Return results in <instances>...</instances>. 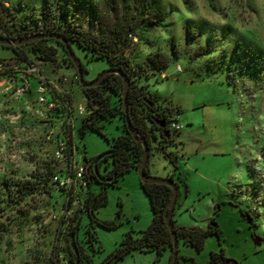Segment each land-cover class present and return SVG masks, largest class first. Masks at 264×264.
<instances>
[{
	"label": "rangeland",
	"instance_id": "obj_1",
	"mask_svg": "<svg viewBox=\"0 0 264 264\" xmlns=\"http://www.w3.org/2000/svg\"><path fill=\"white\" fill-rule=\"evenodd\" d=\"M0 1L10 3L14 13L5 12L4 26L12 29L16 21L20 30L33 26L30 21L48 2L55 7L67 0ZM159 1L169 11L167 20L154 29L142 28L130 40L125 56L135 85L163 107L175 108L181 126L177 138L181 145L175 150L185 183L179 184L175 224L206 228L215 220L221 230V238L208 237L199 253L180 241L179 253L204 264L212 252L223 249L239 264H264V0ZM83 23L92 36L99 34L94 20ZM73 49L87 70V81L109 70L107 60L91 59L76 44ZM13 56L12 49L0 46V58ZM58 57L65 58L62 49ZM150 57L159 66L151 64ZM66 64L60 62L56 68L54 63H42L41 68L68 104L67 111L64 107L49 111L36 101H11L22 95L7 93L9 83L0 78V264H70L71 216H66L64 196L47 180L46 167L53 162L55 146L66 138L73 137L79 146L75 155L81 161L110 147L96 131L90 130L83 139L78 136L81 121L92 111L78 72ZM32 83L31 98L36 99L39 82ZM101 124L109 139L123 133L120 115ZM153 153L151 175L167 178L173 165L161 153ZM37 169L42 179L35 176ZM91 188L98 191V183ZM242 210L252 214L256 225ZM97 215L117 219L121 225L112 231L96 227L103 252L92 264L112 253L126 233H139L152 222L137 169L118 187L109 188V204ZM82 222L79 243L86 245L89 216L84 215ZM156 259V252L136 251L123 264H154ZM169 261L166 252L158 264Z\"/></svg>",
	"mask_w": 264,
	"mask_h": 264
},
{
	"label": "trees",
	"instance_id": "obj_2",
	"mask_svg": "<svg viewBox=\"0 0 264 264\" xmlns=\"http://www.w3.org/2000/svg\"><path fill=\"white\" fill-rule=\"evenodd\" d=\"M49 3L41 7L42 13L40 16L37 15L38 17L35 20L30 21L34 22L33 26L26 24L25 27L27 28L18 30L16 21H12L14 22L13 25L11 24L12 29L10 24L4 26L5 12L13 13V11L10 3L0 1V37L15 40L46 34L61 35L68 40L72 49L73 45L76 44L91 55V59L107 60L110 64L109 70L126 74L131 82L127 101L128 114L132 125L146 138L150 147L151 156L146 172L151 175V158L155 150L164 155L173 165L174 176H169L167 179L174 181L179 188V184L183 183L185 178L182 177L178 165L179 151L175 150L180 146L177 139L180 130L172 127L178 121L176 114L173 112L175 108L163 107L158 104L155 97L145 94L135 85L130 74V60L125 56L130 40L144 27L154 29L161 26L169 16L168 9L159 0H67L65 3H58L55 7L52 3L48 6ZM87 18L94 20L96 23L99 33L96 37L92 36L89 31L84 30L83 21ZM0 46L14 51L13 57L0 58V63L10 68L8 71H0V78H10L14 75L12 70L15 67L23 68L32 65L38 66L44 74L41 68L42 63H54L56 68L59 67L60 62L61 64L67 63V66L76 69L65 44L57 38L36 39L18 46ZM59 49H62L65 53L63 61L59 60ZM149 62L159 66V61L154 58L150 57ZM164 63L162 61V66L166 68ZM83 70L84 74L87 73L84 65ZM123 89V78L117 73L107 75L98 86L82 87L92 112L81 121L82 124L77 130L78 136L83 139L90 130L96 131L106 137L110 142V147L99 156L84 157L83 162L86 167L85 175L88 187L81 193L84 196L82 205L73 208L71 202L68 205L65 204L66 216H71L69 220L72 238L69 245L70 264H92L94 256L103 252L96 227L112 231L118 229L121 223L117 219H100L97 210L109 204V188L118 187L119 182L126 174L138 169L143 158L144 147L141 142L136 141L126 124V113L122 101ZM115 97L119 101H115ZM56 99L63 104L58 106L54 112L60 110L61 107H64L67 111L68 104L62 100L59 93L56 95ZM177 111L178 114L182 112L179 107ZM117 115H120L123 119V133L109 139L104 134V126L101 121L111 119ZM72 142L73 138L71 137L70 143ZM55 163L53 159V162L47 165L46 174L47 180L54 187V191L60 193L53 181V176L56 173ZM41 174L39 169L35 171V176L39 179H42ZM176 175L179 177L178 182L175 181ZM94 183H98V191L92 190L91 185ZM140 185L151 206L153 214L151 224L139 233L133 231L126 233L116 249L98 264H123L126 258L136 251L156 252L157 259L154 264H158V261L166 252L170 253L171 259L173 238L166 223V214L168 213L167 206L173 190L166 184L150 183L141 179ZM60 194L65 198L64 194ZM72 209L74 211L71 213ZM242 212L248 216L252 226L256 225L255 219L249 211L242 210ZM118 214L121 215V212ZM84 215H88L90 218L89 224L85 226L86 245L79 243V233L82 230ZM172 224L179 240L184 241L185 245L198 253L205 248L208 237L217 236L219 239L221 238V230L215 220H212L206 228L176 225L174 217ZM182 261H185L186 264H199L195 257L183 256L179 253L176 264H181ZM204 264H239V262L227 258L222 249L212 252L210 258Z\"/></svg>",
	"mask_w": 264,
	"mask_h": 264
},
{
	"label": "built area",
	"instance_id": "obj_3",
	"mask_svg": "<svg viewBox=\"0 0 264 264\" xmlns=\"http://www.w3.org/2000/svg\"><path fill=\"white\" fill-rule=\"evenodd\" d=\"M9 69V67L0 63V71H8ZM12 74L14 75L6 79L9 83V87L6 90L7 93L15 92L18 95H24L30 91L32 79H37L39 84L37 86L38 95L36 102L40 106L49 111H55L58 106L63 104L60 100L56 99V95H58L57 90H55L54 85L48 77L41 72L38 66L15 67L12 70ZM80 110V114H84L86 111L83 107H81ZM172 127L176 130H181L178 121L174 123ZM78 149L79 147L74 139L73 142L70 143V139L66 138L55 146L52 154L56 162V173L53 176V181L56 184L57 190L65 195V204L68 205L71 202L73 208L82 205L84 196H82L81 193L88 187L84 162L78 160L75 155V151ZM73 211L74 209L71 210V213Z\"/></svg>",
	"mask_w": 264,
	"mask_h": 264
},
{
	"label": "water",
	"instance_id": "obj_4",
	"mask_svg": "<svg viewBox=\"0 0 264 264\" xmlns=\"http://www.w3.org/2000/svg\"><path fill=\"white\" fill-rule=\"evenodd\" d=\"M49 37L60 39L65 44L66 49L69 52V55H70V57L74 63V66H75L77 72H78L79 82L83 88L98 86L101 83V81L107 75H109L111 73H117L123 78L124 89H123V93H122V101H123L124 110L126 113V124L128 126L129 131L132 133L133 137L136 139V141L141 142L143 147H144L143 158H142V161H141V163L137 169L138 175L142 181H148L150 183L166 184V185L170 186L173 190L171 199H170L168 206H167L168 213L166 214V223H167V226H168V228L172 234V238H173L172 257H171L170 261L168 262V264H176L178 259H179L180 240H179L178 235H177V233L174 229V226L172 224V219L175 215V209H176V205L178 202L179 188L177 187L175 182L170 180V179L153 177L146 172V167L150 161V156H151L150 155V147L146 141V138L137 129L134 128V126L131 123L130 116L128 114V102L127 101H128V94H129V90H130V86H131L130 79L128 78V76L126 74H122L120 71L109 70V71L103 73L95 81H87L85 79L82 61L80 60V58H78L76 56V54L73 51L68 40L64 36H61V35L46 34V35H38V36L30 37L27 39H15V40L0 37V45L18 46L21 44L31 42V41L36 40V39L49 38Z\"/></svg>",
	"mask_w": 264,
	"mask_h": 264
},
{
	"label": "crops",
	"instance_id": "obj_5",
	"mask_svg": "<svg viewBox=\"0 0 264 264\" xmlns=\"http://www.w3.org/2000/svg\"><path fill=\"white\" fill-rule=\"evenodd\" d=\"M34 90H33V83H32V87H31V89H30V91H28L26 94H24V95H22V98L20 99V98H17V99H14L15 97H12L10 100L11 101H37V98L35 99V97L34 98H31V96H34ZM27 96H29V98L27 97ZM179 107V106H178ZM180 108V107H179ZM181 109V108H180ZM179 142V141H178ZM180 143V142H179ZM180 145H181V143H180ZM173 167V166H172ZM150 171H151V174H152V164L150 165ZM169 176H174V168H172V172L171 173H168V175H167V178L169 177ZM140 187H141V185H140ZM142 189V188H141ZM140 213H137V216L140 218V215H139ZM175 216H176V214L174 215V218H175ZM177 222V221H176ZM137 223V222H136ZM145 225V224H144ZM179 225H182V224H179ZM143 226H141V228H142ZM133 228L135 229V226H133ZM128 258V257H127Z\"/></svg>",
	"mask_w": 264,
	"mask_h": 264
}]
</instances>
